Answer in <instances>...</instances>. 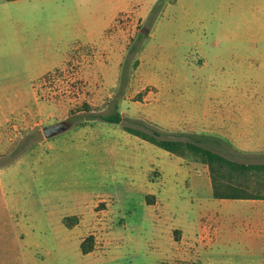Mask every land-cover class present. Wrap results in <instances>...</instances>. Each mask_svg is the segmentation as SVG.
Returning <instances> with one entry per match:
<instances>
[{"label":"rangeland","instance_id":"374dc122","mask_svg":"<svg viewBox=\"0 0 264 264\" xmlns=\"http://www.w3.org/2000/svg\"><path fill=\"white\" fill-rule=\"evenodd\" d=\"M114 10L116 71L92 73V47L34 81L72 40L102 45ZM115 105L120 124L82 119ZM223 105L264 108V0H0V264H202L207 166L122 125L193 141L197 123L206 141Z\"/></svg>","mask_w":264,"mask_h":264},{"label":"crops","instance_id":"0c3cea01","mask_svg":"<svg viewBox=\"0 0 264 264\" xmlns=\"http://www.w3.org/2000/svg\"><path fill=\"white\" fill-rule=\"evenodd\" d=\"M116 15L117 10H114L112 19L103 30V38L100 39L104 44L100 45V42L95 41L91 31L82 38L72 40L65 50L59 53L58 58L37 71L38 76L34 81L56 68L64 67L70 56L83 55L92 47L98 50L95 54L98 57L96 63L94 61L91 63L95 66L92 73L105 75L110 74L111 70L116 71L118 56ZM205 113L209 114L210 120L209 126L205 129L206 141L200 139L203 137V133L200 132L202 127L197 123L189 124L187 133L190 137L235 161L248 163L264 160V108L223 105L210 108ZM0 125H3L2 118ZM195 174L198 175V172L195 171ZM203 175L211 194L209 172L205 169ZM208 199H211V202ZM204 203L208 210L207 216L204 219L199 217L194 223L190 240L202 258V264H264V198L211 196L206 198ZM76 214L80 215V220L72 228H77L86 220L91 224L99 223L97 217L90 213ZM63 220L64 215H60L62 227L69 228ZM34 236L32 233V239Z\"/></svg>","mask_w":264,"mask_h":264},{"label":"trees","instance_id":"16d2710c","mask_svg":"<svg viewBox=\"0 0 264 264\" xmlns=\"http://www.w3.org/2000/svg\"><path fill=\"white\" fill-rule=\"evenodd\" d=\"M135 49L136 47L133 46L132 51ZM85 111L87 116L82 119L86 120L100 119L108 123L120 124L122 119L118 105H115L114 109L108 113L90 112L89 109ZM122 128L171 154L205 164L211 179V196L213 198H264V162L235 161L201 145L198 140L183 141L162 138L160 137L161 132L155 128L128 125H122ZM91 250L92 236L89 235L81 240L80 251L87 254Z\"/></svg>","mask_w":264,"mask_h":264},{"label":"water","instance_id":"95a60500","mask_svg":"<svg viewBox=\"0 0 264 264\" xmlns=\"http://www.w3.org/2000/svg\"><path fill=\"white\" fill-rule=\"evenodd\" d=\"M146 32V30H143ZM71 126V122L68 120H61L54 122L52 124H48L42 127V133L46 138H50L60 132L65 131Z\"/></svg>","mask_w":264,"mask_h":264}]
</instances>
